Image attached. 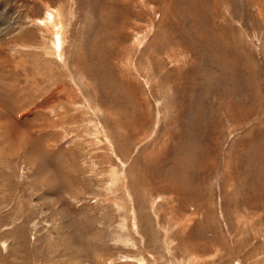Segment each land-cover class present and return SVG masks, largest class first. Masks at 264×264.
Instances as JSON below:
<instances>
[{"label": "rangeland", "instance_id": "374dc122", "mask_svg": "<svg viewBox=\"0 0 264 264\" xmlns=\"http://www.w3.org/2000/svg\"><path fill=\"white\" fill-rule=\"evenodd\" d=\"M0 264H264V0H0Z\"/></svg>", "mask_w": 264, "mask_h": 264}, {"label": "bare ground", "instance_id": "6f19581e", "mask_svg": "<svg viewBox=\"0 0 264 264\" xmlns=\"http://www.w3.org/2000/svg\"><path fill=\"white\" fill-rule=\"evenodd\" d=\"M52 18H53V15H52V14L48 16V20H51ZM53 21L55 22V18L53 19ZM48 22H49V21H48ZM54 24H55V23H53V25H54ZM49 25H51V24H48V26H49ZM55 34H56V33H55ZM58 45H59V44H58Z\"/></svg>", "mask_w": 264, "mask_h": 264}]
</instances>
